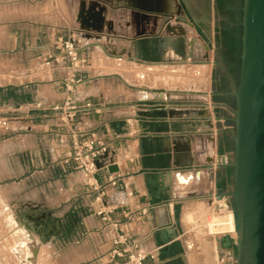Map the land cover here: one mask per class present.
<instances>
[{
  "label": "crops",
  "instance_id": "1",
  "mask_svg": "<svg viewBox=\"0 0 264 264\" xmlns=\"http://www.w3.org/2000/svg\"><path fill=\"white\" fill-rule=\"evenodd\" d=\"M73 1L78 3L81 0ZM93 1L89 0L88 2L93 3ZM187 2L193 11V16L201 18V1L187 0ZM226 6L234 15L237 13V8L232 9L228 4ZM89 10L100 13L101 31L105 27H110L105 16L114 23L116 22L113 18L114 15L118 19L123 15L126 26L132 34H134V30L138 32L143 29L154 31L156 23L160 19L154 15H147L145 19H142L140 15L136 14L137 12L131 9L123 8L117 4L110 7L102 2H99V5L95 7L90 5ZM131 16H134L135 27L131 25ZM183 17H185L184 14ZM75 24L77 23L75 22ZM140 24L144 27L141 28ZM176 24L183 27L182 32L186 30L185 24L189 26L184 49L185 57L180 58L193 59L198 53L205 51L200 46L198 36L192 34L194 28L188 20L176 21ZM223 24L231 26L225 27L226 25L222 26ZM209 27H211V46L214 39L224 36L228 50L233 53L239 51L241 54L242 21L238 24L234 18L230 17L219 20L211 14ZM172 28L177 33L181 32L178 28ZM58 34L59 31H56L52 35V44L40 50L34 49L33 52L41 53V56L38 57L40 67L29 74V77L33 79L19 87L10 89V91L8 89L7 92L9 95H14L18 102L15 111L24 112L22 120L27 126V131L35 132V136H38L39 132L41 134L44 132V135L42 134L44 137L52 139L51 143L56 152L52 157L50 167L54 168L55 182L59 184L63 179L66 180V190L70 199L76 201L78 198L84 197L89 203L88 211L91 214L81 223L80 237L67 245L70 248L68 256L72 257V263L110 264L115 235L109 224L103 221V216L99 215L100 211H105L113 220L124 224L130 245L135 244L140 252L155 257L154 259L149 257L144 264H206L204 254L195 251V244L185 240L184 221L189 224L187 218L192 215L191 213L185 214V211L189 209L190 202L195 200L206 201L210 209L216 211H231L232 198L228 195L230 193L229 183L226 186L223 183V172L226 169L219 162L224 155L222 152L223 124L232 117V110L235 107V99L231 94L234 92V85L238 84L239 59L237 58L236 64L225 67L209 57L205 61V66L202 67L204 70L207 67L210 68V84L206 88V92H194V95L184 99L182 90L154 94L148 88L152 85L151 83L130 84L119 73L105 71V67L110 62L120 60V65H122L124 60L120 58L121 55H127L129 60L134 59L133 56L137 57L138 52L135 49L121 48L117 56H108L102 48L98 46L92 48L93 43L81 42L79 46L89 58V67L80 73H73L69 68L55 62V58L60 56V47H56L60 40ZM88 34L94 35L91 32ZM95 35H100V33ZM192 40L195 41V44L193 56L190 57V42ZM200 40L203 41L205 47V40L202 38ZM95 52L99 53V57L104 62L102 67L94 64ZM133 65L141 67L137 63H133ZM155 68L159 67L155 66ZM167 68L162 67V69ZM77 80H81L82 84L78 85ZM67 82H74L73 93L67 91ZM162 82L165 84L167 81L162 80ZM125 85H137L136 88L139 90L135 97H131V94L124 90L128 89ZM34 88L37 89L33 97L29 95V90ZM155 98L162 102H152ZM68 102H73L78 106L89 103L93 109L81 112L67 126L59 124L55 116L50 113L44 112L37 117L31 116L34 115L33 106L51 108L57 105L63 107ZM7 104L9 109L14 107L9 100L6 101ZM196 104L206 105L214 129L205 126L192 127L190 122L197 121L198 117L152 120L139 116L142 113L140 107L143 105L149 109L167 106L177 109L184 107L192 109ZM217 118L218 120H216ZM166 123H170L168 131L161 128V125H166ZM48 126L57 128L49 129ZM186 129L194 130V132H182ZM91 135H95L108 148L107 155L105 154L98 161L99 171L94 176V180L106 188L103 209L96 201L99 193L94 191L91 183L82 178L78 172L77 164L74 161L67 163L66 159L69 154L74 152L75 141H82ZM175 141L176 144H174ZM213 163H217V167L211 171ZM110 166H117L119 172L114 175L110 174L108 171ZM169 172L172 174V178L166 177L165 180H159L157 187L151 186L146 180V175L149 173L166 174ZM111 178L117 180L116 187L109 185ZM145 209L148 213L143 216L142 210ZM71 210L72 213L78 212L76 206L71 207ZM178 222L179 224H177ZM164 228H173L178 235L175 241L170 242V251L164 250L158 235V232ZM57 229L56 231L59 233L62 225L57 226ZM213 241L210 244L215 247V253L211 264H215V257L220 264H231L234 247L227 250L219 247L217 238H214Z\"/></svg>",
  "mask_w": 264,
  "mask_h": 264
},
{
  "label": "rangeland",
  "instance_id": "2",
  "mask_svg": "<svg viewBox=\"0 0 264 264\" xmlns=\"http://www.w3.org/2000/svg\"><path fill=\"white\" fill-rule=\"evenodd\" d=\"M88 1L81 0L76 3L72 0H0V264H73L72 257L68 256L70 248L67 245L78 240L81 235V223L91 214L86 198L80 197L76 201L70 199L66 180L63 179L59 184L55 182L54 168L50 167L56 152L51 143L52 139L44 137V132L43 135L39 132L38 136H35V132L27 131V126L22 120L24 112L15 111L18 102L14 95L7 92L8 89L10 91L33 79L29 74L40 67L38 57L41 56V53L33 52L34 49L40 50L52 44L51 37L56 31H59L60 39L72 38L79 45L81 42L93 43L92 48L98 46L108 56H117L121 48L133 50L136 47L138 56H133L136 62L134 59L129 60L124 54L120 56L124 60L123 67H117L120 60L113 61L105 67V71L124 75L130 84L151 83L148 88L154 94L182 90L184 99L194 95V92H206L210 84V68L204 70L202 67L209 57L225 67H230L236 64L237 58L241 56L239 51L233 53L228 50L224 36L214 39L208 50L195 30H192V34L198 36L200 46L205 51L198 53L193 59H182L174 50L161 48V44L174 39L165 33V27L170 22L176 23L173 19L160 18L154 31L134 30L135 35L126 26L123 15L119 19L113 16L117 26L116 22L113 23L105 16L110 27H105L102 31L89 28L80 17L89 10L90 5L98 6L99 2ZM200 1L202 5L207 2ZM212 1L214 18L222 20L224 17H230L238 24L242 21L244 0ZM227 4L232 9H238L235 15L227 8ZM130 19L131 25L135 27L134 16ZM184 26L185 31H188L189 26ZM230 26L228 24L225 27ZM140 27L144 26L140 24ZM89 32L94 35L100 33L99 36L107 37L110 41L103 39L94 42L79 35ZM60 45L58 40L56 47ZM93 61L101 67L104 65L98 52L94 53ZM88 67L89 65L85 70ZM162 80L167 82L164 84ZM238 80L239 78L237 82ZM125 86L128 89L124 90L131 94V97H135L139 90L137 85ZM36 89H30L29 95L34 97ZM69 93H73L72 90ZM8 100L14 106L12 109L6 105ZM232 104L234 105L233 102ZM33 107L32 117L40 116L44 112L50 113L59 124L69 125L62 112L54 111L57 105L51 108ZM223 125L222 152L226 163L229 164L234 158V124L228 121ZM225 169L223 183L224 186L229 183L231 192L234 170L230 167ZM78 172L83 179L88 180L82 169H78ZM104 201L102 198L98 202L102 209ZM73 206L78 208V212L72 213ZM233 208V199L230 202L231 211H216L210 209L206 201L195 200L190 202L189 209L185 211V214H192L187 218L189 224L184 221L185 240L195 244V251L204 254L206 264H211L214 260L215 247H212L210 242L217 238L218 245L222 248L220 239L231 236L209 230V224L215 218L233 213ZM57 221L62 225L59 233L56 231L60 229H57ZM25 226H29V230H26ZM236 254L234 247L231 264H236ZM215 260V264H220L217 257Z\"/></svg>",
  "mask_w": 264,
  "mask_h": 264
},
{
  "label": "water",
  "instance_id": "3",
  "mask_svg": "<svg viewBox=\"0 0 264 264\" xmlns=\"http://www.w3.org/2000/svg\"><path fill=\"white\" fill-rule=\"evenodd\" d=\"M94 1L102 2L110 7L117 4L131 9L142 19H145L147 15H154L181 22L188 20L196 33L205 40L209 50L210 17L206 15L199 19L194 17L187 0ZM212 11L213 1L209 0L208 14H212ZM242 11L239 80L231 94L235 99V107L232 110V118L228 119L234 124L232 133L234 158L229 164L226 163L225 158L222 159L224 167L234 170L233 189L228 195L234 201L232 211L235 217L237 239L224 236L220 241L224 249L236 248V264H264V0H244ZM152 102L161 103L162 101L155 98ZM140 108L142 113L139 116L143 118L172 120L174 117L188 119L198 117L197 121L190 122L192 127L215 128L209 116L210 112L204 106L200 109L187 107L177 109L172 106L149 109L143 105ZM168 124L170 123L161 125V128L168 131ZM182 132H194V130L186 129ZM108 171L114 175L119 172V168L110 166ZM166 177L172 178V174L170 172L149 173L146 175V180L151 186L157 187L158 181L165 180ZM60 225L61 223L57 222V226L60 227ZM158 235L165 251H170V242L178 238L173 228H164L158 232Z\"/></svg>",
  "mask_w": 264,
  "mask_h": 264
},
{
  "label": "built area",
  "instance_id": "4",
  "mask_svg": "<svg viewBox=\"0 0 264 264\" xmlns=\"http://www.w3.org/2000/svg\"><path fill=\"white\" fill-rule=\"evenodd\" d=\"M60 57L55 58V62L58 65L68 66L73 73H80L85 70L89 65V58L83 49L79 46V43L72 39H60ZM78 85L82 84L81 80H77ZM74 87V82H67L66 89L71 91ZM203 104H196L192 109H200ZM211 107V106H210ZM93 106L89 103L83 106H78L73 102H68L63 107H55L54 111H60L67 118L68 124L72 123L76 117L83 111H91ZM74 152L67 156V163L74 161L79 169L83 170V173L88 178V183H91L94 191L99 193L96 201L97 203L106 196V188L100 186L94 176L98 173V161L108 152L107 146L100 142L95 135H91L82 141H75ZM224 158V157H223ZM223 158L220 159L219 164H223ZM226 159V158H225ZM227 162V160H226ZM217 167V163L212 165L211 171ZM109 185L112 187L117 186V180L110 179ZM148 211L142 210V215L145 216ZM99 215L103 216V221L108 223L114 233L113 245L114 248L110 255V264H144L145 261L152 255H147L140 252L137 245H130L129 237L125 226L118 220H113L110 215L105 211H100Z\"/></svg>",
  "mask_w": 264,
  "mask_h": 264
},
{
  "label": "bare ground",
  "instance_id": "5",
  "mask_svg": "<svg viewBox=\"0 0 264 264\" xmlns=\"http://www.w3.org/2000/svg\"><path fill=\"white\" fill-rule=\"evenodd\" d=\"M80 18H81V20L83 22L88 24L89 28L101 31V23H100V19L101 18H100V13L98 11L88 10V11H86L85 14H82V16ZM177 22H181V21H177ZM172 27L178 28L179 31H181V32L177 33L176 30H174ZM182 30H183V27H181L180 25L176 24L175 22L171 26V22H170L165 27V33L167 35L171 36V37H174V39L168 40L164 44H161V48L166 47V48L172 49L180 57L184 58L185 57L184 49H185V46H186L187 31L182 32ZM79 35H81L86 40L94 41V42H99V41H101L103 39H105L108 42L110 41L109 38L102 37V36H99V35L96 36V35H91V34H88V33H81ZM194 44H195V41L192 40L190 42V47H191V50H190V53H189L190 57L193 56ZM117 61H119V60H117ZM118 66L119 65H117V67ZM120 66L123 67V65H120ZM147 67H151V66H147ZM120 75L123 76V79H125V81H127L129 83V80L126 79L124 75H122V74H120ZM160 98H161V96H160ZM28 227L29 226H25V229L29 230ZM209 230L215 231V232H218V233H221V234H229V235L231 234V236L234 239H237V230H236V226H235L234 213H228L227 215H225L223 217L215 218L214 221L209 224Z\"/></svg>",
  "mask_w": 264,
  "mask_h": 264
},
{
  "label": "flooded vegetation",
  "instance_id": "6",
  "mask_svg": "<svg viewBox=\"0 0 264 264\" xmlns=\"http://www.w3.org/2000/svg\"><path fill=\"white\" fill-rule=\"evenodd\" d=\"M206 1L207 2L202 5V17L205 16V15L209 16V17L211 16V14H208V3H209V0H206Z\"/></svg>",
  "mask_w": 264,
  "mask_h": 264
},
{
  "label": "trees",
  "instance_id": "7",
  "mask_svg": "<svg viewBox=\"0 0 264 264\" xmlns=\"http://www.w3.org/2000/svg\"><path fill=\"white\" fill-rule=\"evenodd\" d=\"M239 64H240V58H239ZM232 104V103H231ZM233 105V104H232Z\"/></svg>",
  "mask_w": 264,
  "mask_h": 264
}]
</instances>
